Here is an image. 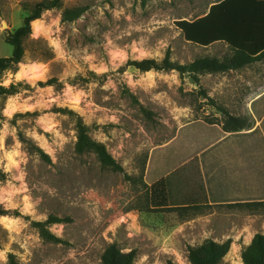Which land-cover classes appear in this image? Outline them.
I'll list each match as a JSON object with an SVG mask.
<instances>
[{"label": "rangeland", "instance_id": "rangeland-1", "mask_svg": "<svg viewBox=\"0 0 264 264\" xmlns=\"http://www.w3.org/2000/svg\"><path fill=\"white\" fill-rule=\"evenodd\" d=\"M43 1L0 0V57L11 56L6 38L26 8ZM219 1L62 0L32 23L23 62L0 73V264H102L112 244L137 250L136 264H191L189 246L228 239L221 264H244L243 249L264 233V208L249 218L192 208L196 162L170 177L176 211L150 209L145 185L152 153L192 121L222 125L223 108L252 124L245 99L262 90L264 61L218 74L133 66L231 56L224 43L187 42L176 26ZM79 122L123 171L76 151ZM232 139L264 144L260 135Z\"/></svg>", "mask_w": 264, "mask_h": 264}, {"label": "trees", "instance_id": "trees-1", "mask_svg": "<svg viewBox=\"0 0 264 264\" xmlns=\"http://www.w3.org/2000/svg\"><path fill=\"white\" fill-rule=\"evenodd\" d=\"M61 2L62 0H45L32 8H26L23 24L6 38V44L12 47V54L9 57H0V73L23 62L26 52L25 42L32 35V23L41 18L44 11L55 9ZM176 26L187 42L200 47L224 43L230 49L231 56L223 60L200 58L187 65L175 64L167 56L162 64L143 60L133 62V66L142 72L176 70L182 74H218L240 70L264 61V0H221L212 5L203 17L192 21L180 20ZM219 109L226 117L225 123L222 124L226 132L238 134L252 129V124L248 120L234 116L223 108ZM1 126L2 114L0 113V129ZM77 129L76 151L79 154L95 152L103 165L123 171L107 148L89 137L88 129L83 122L78 123ZM42 155L44 159L49 160L46 154ZM169 184L170 177H166L151 186L145 185L150 209L163 213L180 209L169 204ZM256 206L264 208V203L256 204ZM44 235L57 239L48 232H44ZM232 243V239L222 243L208 240L199 246H189V262L191 264H221L229 254ZM137 258V250L124 251L117 244H112L102 256V264H136ZM242 261L244 264H264V233L256 234L251 243L243 249Z\"/></svg>", "mask_w": 264, "mask_h": 264}, {"label": "crops", "instance_id": "crops-1", "mask_svg": "<svg viewBox=\"0 0 264 264\" xmlns=\"http://www.w3.org/2000/svg\"><path fill=\"white\" fill-rule=\"evenodd\" d=\"M245 104L252 129L234 134L220 124L192 121L152 153L147 167L149 185L196 162L202 177L192 190V208H227L243 218L255 216L254 210L261 208L256 204L264 203V144L235 143L232 138L260 135L264 142V85L261 91L248 96Z\"/></svg>", "mask_w": 264, "mask_h": 264}]
</instances>
